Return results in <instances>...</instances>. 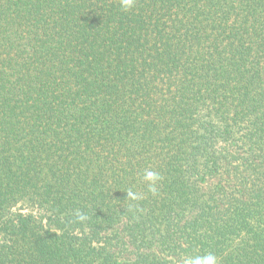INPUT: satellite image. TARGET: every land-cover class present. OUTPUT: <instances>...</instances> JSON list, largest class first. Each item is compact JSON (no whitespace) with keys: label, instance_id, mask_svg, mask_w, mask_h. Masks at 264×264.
<instances>
[{"label":"trees","instance_id":"16d2710c","mask_svg":"<svg viewBox=\"0 0 264 264\" xmlns=\"http://www.w3.org/2000/svg\"><path fill=\"white\" fill-rule=\"evenodd\" d=\"M0 230V264H264V0H0Z\"/></svg>","mask_w":264,"mask_h":264},{"label":"clouds","instance_id":"9594fccd","mask_svg":"<svg viewBox=\"0 0 264 264\" xmlns=\"http://www.w3.org/2000/svg\"><path fill=\"white\" fill-rule=\"evenodd\" d=\"M135 0H120L121 8L124 11H128L134 6ZM162 179L160 174L156 171L145 169L143 171L141 180L146 184L148 191L155 196L158 193V182ZM128 200L137 201L143 199V196L133 192L131 189L126 191ZM131 205L129 209L131 210ZM77 219L83 221L87 219L86 215L80 211L76 213ZM186 264H219L218 258L214 254H206L203 256L189 257L186 260Z\"/></svg>","mask_w":264,"mask_h":264},{"label":"rangeland","instance_id":"374dc122","mask_svg":"<svg viewBox=\"0 0 264 264\" xmlns=\"http://www.w3.org/2000/svg\"><path fill=\"white\" fill-rule=\"evenodd\" d=\"M10 212L15 214V213H22V214H27V213H30L32 214L34 217H37V218H40L42 221V225L45 226V228H50V229H54L55 227L53 225H50L48 223V219H47V215H48V212H46V210L44 208H42L40 205H38L37 203H32V202H29V201H23V200H18L16 201L15 204H13L11 207H10ZM116 228L118 229V231L121 232V235L124 234V231H123V223L120 222L116 225ZM108 232H103V235L104 234H107ZM109 236V234L107 235ZM125 236L123 238L125 244L127 245V247L125 248L126 250H123V251H120L119 250V247L118 246H112L114 250L118 251V257L119 259H124V258H128V257H131L132 254L131 252L134 251L133 248H132V245L128 244V236L127 235H123ZM4 240V232L3 230H0V242H2ZM184 264V263H182Z\"/></svg>","mask_w":264,"mask_h":264}]
</instances>
